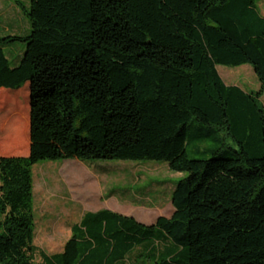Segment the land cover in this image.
Returning a JSON list of instances; mask_svg holds the SVG:
<instances>
[{
  "label": "trees",
  "instance_id": "1",
  "mask_svg": "<svg viewBox=\"0 0 264 264\" xmlns=\"http://www.w3.org/2000/svg\"><path fill=\"white\" fill-rule=\"evenodd\" d=\"M27 17L29 35L0 37V114L17 103L0 121V147L25 139L18 154H0V264H264L256 0H30ZM17 41L26 49L12 67L4 47ZM243 65L258 91L226 85L217 70ZM193 122L201 159L188 154ZM69 159L165 162L188 176L170 218L86 212L49 255L34 245L33 167Z\"/></svg>",
  "mask_w": 264,
  "mask_h": 264
},
{
  "label": "rangeland",
  "instance_id": "2",
  "mask_svg": "<svg viewBox=\"0 0 264 264\" xmlns=\"http://www.w3.org/2000/svg\"><path fill=\"white\" fill-rule=\"evenodd\" d=\"M264 16V0H256ZM0 0V37L29 35L31 26L27 12L30 0ZM26 44L14 42L4 47L6 57L15 67L21 61ZM224 83L238 86L246 91H258L260 81L251 65L240 67L218 66ZM28 86L20 94L19 104L25 101ZM15 100V97L14 99ZM264 105V96L261 100ZM23 106V105H22ZM17 103L10 104L1 119L15 112ZM199 123L190 124L187 132L188 154L193 159L204 158L197 151L206 144L190 140L197 134ZM5 134L0 130V144ZM0 147V154H18L25 145L24 137ZM12 142V143H13ZM236 149L233 142L228 143ZM7 148V147H5ZM186 172H175L165 162L156 161H41L33 167L34 180V245L46 254L61 253L71 237V226L80 222L86 212L110 210L133 217L137 222L151 225L159 217L170 218L174 213L172 193L179 181L186 178ZM132 257L126 264H135ZM36 262L41 257L36 254Z\"/></svg>",
  "mask_w": 264,
  "mask_h": 264
}]
</instances>
